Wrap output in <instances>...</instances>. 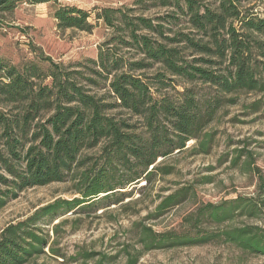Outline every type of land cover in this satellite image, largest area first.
Masks as SVG:
<instances>
[{"label":"trees","instance_id":"trees-1","mask_svg":"<svg viewBox=\"0 0 264 264\" xmlns=\"http://www.w3.org/2000/svg\"><path fill=\"white\" fill-rule=\"evenodd\" d=\"M257 1L264 0H135L133 6L144 10H165L150 19L129 17L121 7L88 12L58 0H0V28L6 15L27 3L53 4L58 30L90 34L100 21L112 34L127 32L101 45L97 60L86 61L91 67L83 63L64 67L41 51L37 61L19 66L0 61V209L25 189L54 183L70 182L78 195L57 199L8 225L0 233V264H28L45 256L49 237L37 223L51 224L56 217L93 208L109 198L120 203L126 194L115 190L142 178L149 183L158 173L171 174L154 166L157 158L181 152L188 141L196 140L199 153H208L211 137L202 131L220 107V98H198L190 85L207 84L215 95L264 93V12L255 13L253 5L245 8ZM110 43L135 50L136 57L124 58ZM79 68L85 71L71 70ZM101 86L100 95L90 91ZM169 87L181 88L176 98L162 94ZM132 119L141 124L139 133ZM93 149H98L97 157L83 155ZM186 195L182 189L166 196L156 207L157 214L177 206ZM235 203L211 206L212 221L232 219ZM142 236L145 250L163 247L169 240H157L158 234L147 227ZM216 237L264 255V235L252 228L216 236L186 235L170 239V244L201 245ZM48 250L62 256L51 246ZM93 255L83 256L88 260Z\"/></svg>","mask_w":264,"mask_h":264},{"label":"rangeland","instance_id":"rangeland-1","mask_svg":"<svg viewBox=\"0 0 264 264\" xmlns=\"http://www.w3.org/2000/svg\"><path fill=\"white\" fill-rule=\"evenodd\" d=\"M134 1L58 0L61 5L76 6L88 12L94 8L121 7L129 17L152 19L165 11L158 8L144 10L133 6ZM252 5L255 13L264 12V1L248 4L245 8ZM54 9L53 4L23 3L5 16L0 28V61L3 64L22 65L36 60L37 52L41 51L52 62L64 67L77 63L91 67L86 61L97 60L101 45L110 39L117 41L127 33L112 34L100 21L95 22L96 27L90 34L58 30L52 18ZM94 15H91V22H94ZM109 45L124 58L136 57L135 50ZM71 70L85 71L83 68ZM147 75L151 77L152 72ZM99 83L102 85L101 81ZM190 87L198 98H220V107L202 131L211 137L208 153L200 154L197 141L190 140L181 152L174 151L166 158H157L154 166L168 169L171 174L158 173L149 183L142 178L123 190H115L126 194L120 203L109 202V198L93 208L56 217L51 224L37 223L49 237L48 246L43 250L45 256L28 264H97L99 259L100 264H127L134 259H137L134 264H264V255L242 250L225 237H216L201 245L170 244V239L178 241L186 235L216 236L240 228L257 229L264 235V93L215 95L214 88L207 84L196 83ZM101 88H90V91L100 95L104 93ZM180 90V87L174 90L169 87L162 94L174 99L176 91ZM228 99L233 102H227ZM116 113L128 117L124 112ZM135 121L132 119L130 123L139 133L143 128ZM83 155L94 158L99 151L93 149ZM126 179L127 176L123 181ZM182 189L187 192L183 201L157 214L160 201ZM77 196L70 182L25 189L15 199L7 200L0 209V233L8 225L27 219L57 199L70 200ZM232 200L238 205L232 219L222 224L213 222L209 216L211 206L227 207ZM249 209L252 212L248 213ZM144 227L158 234L157 240H169L163 247L145 250L142 242ZM50 246L62 256L50 254ZM85 253L94 255L85 260Z\"/></svg>","mask_w":264,"mask_h":264}]
</instances>
